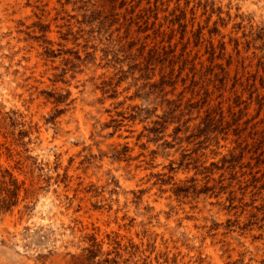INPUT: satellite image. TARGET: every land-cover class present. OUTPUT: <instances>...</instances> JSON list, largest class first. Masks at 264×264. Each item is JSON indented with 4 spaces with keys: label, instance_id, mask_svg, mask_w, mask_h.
<instances>
[{
    "label": "rangeland",
    "instance_id": "obj_1",
    "mask_svg": "<svg viewBox=\"0 0 264 264\" xmlns=\"http://www.w3.org/2000/svg\"><path fill=\"white\" fill-rule=\"evenodd\" d=\"M0 264H264V0H0Z\"/></svg>",
    "mask_w": 264,
    "mask_h": 264
},
{
    "label": "trees",
    "instance_id": "obj_2",
    "mask_svg": "<svg viewBox=\"0 0 264 264\" xmlns=\"http://www.w3.org/2000/svg\"><path fill=\"white\" fill-rule=\"evenodd\" d=\"M4 203H6V202H4Z\"/></svg>",
    "mask_w": 264,
    "mask_h": 264
}]
</instances>
